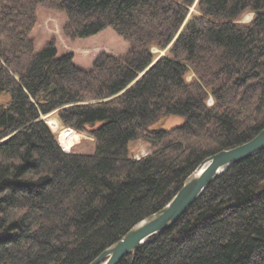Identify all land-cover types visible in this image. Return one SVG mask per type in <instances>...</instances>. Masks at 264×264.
<instances>
[{
    "label": "trees",
    "instance_id": "1",
    "mask_svg": "<svg viewBox=\"0 0 264 264\" xmlns=\"http://www.w3.org/2000/svg\"><path fill=\"white\" fill-rule=\"evenodd\" d=\"M38 7L63 12L71 40L112 28L127 53L84 70L52 41L35 52ZM50 114L68 128L61 147ZM170 116L184 123L153 128ZM262 128L264 0H0V264H90L204 158ZM75 132L93 154L64 152ZM139 139L150 150L133 159ZM119 264H264V150Z\"/></svg>",
    "mask_w": 264,
    "mask_h": 264
},
{
    "label": "rangeland",
    "instance_id": "2",
    "mask_svg": "<svg viewBox=\"0 0 264 264\" xmlns=\"http://www.w3.org/2000/svg\"><path fill=\"white\" fill-rule=\"evenodd\" d=\"M190 12H196L194 8L190 9ZM253 13L247 11L244 12L239 19L238 23H249L252 19ZM66 22V16L63 12L54 11L45 7H38L36 11L35 25L30 33L31 38L34 41L35 52L40 51L44 45L52 41L55 44L57 55L62 56L68 53L73 55V63L84 70L91 68L95 58L102 52L123 56L127 53L129 45L118 37L112 28L108 27L99 34L86 38L71 40L67 38L63 33L64 24ZM154 53L163 55L164 52L153 50ZM192 73L186 75V80L192 79ZM9 96L4 95L1 97L2 102L8 101ZM213 101L211 98L207 100V105L212 106ZM46 124L48 120H54L58 124V130H52L49 125V129L56 136L59 144V132L64 128L58 121L56 114H50L43 117ZM184 123V119L178 116H170L162 119L153 125V128H162L170 130L175 127H179ZM71 130V129H70ZM73 131V130H72ZM76 140L73 145L67 149L62 150L65 153L75 154H93L95 151L94 140L88 134L77 133ZM60 146V144H59ZM61 147V146H60ZM129 156L133 159H139L146 156L149 153L150 146L143 140L139 139L133 141L128 147Z\"/></svg>",
    "mask_w": 264,
    "mask_h": 264
},
{
    "label": "water",
    "instance_id": "3",
    "mask_svg": "<svg viewBox=\"0 0 264 264\" xmlns=\"http://www.w3.org/2000/svg\"><path fill=\"white\" fill-rule=\"evenodd\" d=\"M264 150V128L238 146L204 158L184 179L180 189L160 209L136 222L119 240L105 248L90 264H119L136 248L168 231L197 201L206 188L231 166Z\"/></svg>",
    "mask_w": 264,
    "mask_h": 264
},
{
    "label": "bare ground",
    "instance_id": "4",
    "mask_svg": "<svg viewBox=\"0 0 264 264\" xmlns=\"http://www.w3.org/2000/svg\"><path fill=\"white\" fill-rule=\"evenodd\" d=\"M47 124L52 130H58V124L54 120H48Z\"/></svg>",
    "mask_w": 264,
    "mask_h": 264
}]
</instances>
